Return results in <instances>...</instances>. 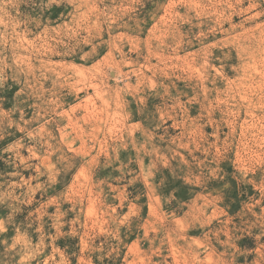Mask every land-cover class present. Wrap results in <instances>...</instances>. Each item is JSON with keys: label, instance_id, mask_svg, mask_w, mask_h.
<instances>
[{"label": "rangeland", "instance_id": "374dc122", "mask_svg": "<svg viewBox=\"0 0 264 264\" xmlns=\"http://www.w3.org/2000/svg\"><path fill=\"white\" fill-rule=\"evenodd\" d=\"M0 264H264V0H0Z\"/></svg>", "mask_w": 264, "mask_h": 264}, {"label": "bare ground", "instance_id": "6f19581e", "mask_svg": "<svg viewBox=\"0 0 264 264\" xmlns=\"http://www.w3.org/2000/svg\"><path fill=\"white\" fill-rule=\"evenodd\" d=\"M127 76V75H126ZM25 82L27 83L28 82V79L26 78V80H25ZM112 111V110H111ZM101 112V111H100ZM89 113H90V111H89ZM91 114V113H90ZM94 114V113H93ZM98 118H100V116L98 117ZM101 145V144H100ZM49 171H51V170H49Z\"/></svg>", "mask_w": 264, "mask_h": 264}]
</instances>
